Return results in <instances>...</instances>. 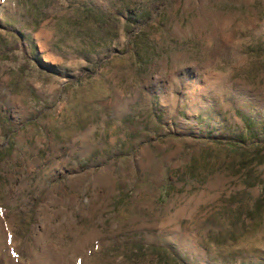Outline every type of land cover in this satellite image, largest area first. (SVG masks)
<instances>
[{
  "label": "rangeland",
  "instance_id": "374dc122",
  "mask_svg": "<svg viewBox=\"0 0 264 264\" xmlns=\"http://www.w3.org/2000/svg\"><path fill=\"white\" fill-rule=\"evenodd\" d=\"M0 264H264V0H0Z\"/></svg>",
  "mask_w": 264,
  "mask_h": 264
}]
</instances>
